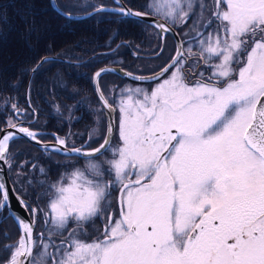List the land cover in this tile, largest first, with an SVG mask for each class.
<instances>
[{"label":"snow or ice","instance_id":"obj_1","mask_svg":"<svg viewBox=\"0 0 264 264\" xmlns=\"http://www.w3.org/2000/svg\"><path fill=\"white\" fill-rule=\"evenodd\" d=\"M50 4L68 19L82 7ZM90 7L89 14L145 21L162 41L172 32L170 25L183 28L191 19L198 51L192 41L187 48L180 41L169 62L149 77L113 68L94 72L101 112L120 113L116 147L111 122L98 147H76L59 136L55 144H45L38 132L6 121L11 131L0 129V162L9 171L10 144L18 137L49 155L84 160L83 168L74 162L53 182L39 181L44 191L38 198L46 207L18 195L0 167V210L11 209L14 198L28 217H13L21 235L15 245H5L11 253L6 264H40L41 258L50 264H264V0H214L207 20V6L200 2L197 10L196 0H150L144 11L122 0ZM213 21V31H201ZM47 62L44 58L30 71ZM201 65L210 69L208 75L197 72ZM115 71L159 83L151 92L127 88L118 97L109 90L110 102L99 81ZM10 107L15 116L24 111L15 103ZM113 192L119 194V219L109 213L101 237L80 238L85 224L108 211ZM37 221L44 231H37Z\"/></svg>","mask_w":264,"mask_h":264},{"label":"flooded vegetation","instance_id":"obj_2","mask_svg":"<svg viewBox=\"0 0 264 264\" xmlns=\"http://www.w3.org/2000/svg\"><path fill=\"white\" fill-rule=\"evenodd\" d=\"M108 2L112 3L113 5V0H108ZM122 2L132 9H141L143 8V5L149 3L150 0H122ZM151 2H155V0H151ZM200 2H203L208 9L203 14L204 19H211L212 10L214 9V0H196L197 10L199 9ZM99 19L111 22L133 21V19L131 18L121 19L119 16ZM165 22L169 23L168 21ZM192 23L193 21L190 19L188 24L184 25L183 28L179 26L170 25L175 31V36L170 33L166 34L164 42L156 34H154V32L152 31V27H150L149 25H143L138 22L131 23V25L127 26L122 25L124 26V29H127L126 35L124 33L123 35L120 34L116 36L115 33H107V37L109 43L112 44V48L104 50L106 53L102 54L101 56H94V58L92 57L90 60H88L87 62L89 63V68H84L81 64H79V62H82L86 60L87 57H90V55L88 54L90 52V49H87L86 51L82 50L76 52L74 56L81 57V60L72 58L68 59L65 57L56 56L57 58L61 57L64 59L63 61L56 62V64H60L61 67L59 68L61 70H65L66 64L74 65L78 68V70L76 69L77 72H80L81 69H85L88 71L90 70L94 73L95 71L103 67L111 65L120 66L121 68L130 71L128 70L130 68V62L125 57L129 56V54H131V51H139V55L147 54L145 52L151 51L150 48L152 46L149 42V38L153 39V37H158L156 38L158 41V45L156 46L155 52L149 53L151 55H156V65H154V68L149 67V70H152L153 68V70L149 72L152 73L153 71H159L163 66H165L169 62V58L174 55L175 49L177 48L178 43L180 41H185V48L189 46L187 42L192 41L193 51H198L195 41L192 40L193 34L189 32V28ZM215 24L216 22L213 21L212 26H209L207 29H201V31H205V34H207L208 32L213 31ZM114 28L117 27H111V29ZM137 28L140 31L143 30V32H136L135 30H137ZM131 30L133 33H131ZM147 30L151 33H148ZM161 48L162 51L160 52L159 50ZM113 49L114 52L112 53ZM93 55L94 53L91 54V56ZM199 71H204L205 75H208L210 69L201 65V67L197 69V72ZM50 72L51 69H48L46 72L47 75H44V77L47 78L48 76L49 78L51 74ZM167 76L168 74H166L162 78H167ZM64 77L66 80H62L66 84L62 83L61 88H67V84H72V87H75L78 91V94L76 95V101H73V98L69 97L68 95L57 94L58 92L54 91L51 87H48L49 89L47 90V93L44 95L42 100H36L32 94V86L36 89H39L41 85L47 87L48 82L44 79L34 80L33 78L30 84L31 88L29 90V93L31 91L30 98L29 94L27 97L26 93L27 82L24 94H17L13 97L15 98L14 103L17 105V107L24 111L21 113L20 116H15L12 111L9 115H7L8 117L6 116L4 123L2 124L0 129L8 126L6 121L11 119L13 120V122L22 123L24 127H28L30 130L38 132L40 135V140L45 144H55L56 141L54 137L59 136L61 138L69 137V143H74L76 147H80L81 145H83L84 147H88L89 144H91L92 147H98L99 143L103 141V138L106 135L107 128L105 122L106 118L104 117L105 114L104 112L102 113L99 109V101L97 100V98L94 99V101H91L93 99L91 97H87L86 94L88 92L90 93L91 91H89V88L84 89L83 86H80L83 84L84 80H82L79 74L77 76H72L71 78L67 77L66 75H64ZM17 78H19V76H17ZM68 78L70 80H68ZM187 79L191 82L194 77L188 76ZM126 81L127 80L123 79L118 75L105 74L100 78V86L102 87V89H104L106 95H109V90H115L116 94H119L124 89L133 88V86ZM158 83L159 81L152 84H143L142 89L147 92H151L152 89ZM86 84L90 85L91 83L87 82ZM54 86L59 91V88L57 87L59 86V84H56ZM85 95L86 98H83L82 96ZM109 100L110 102L112 101V97L110 95ZM117 116L118 111L116 112V117ZM116 121L114 135L111 140L112 147H116L120 144L118 118H116ZM90 135L93 137L92 140L89 139ZM38 146L30 143L25 138L16 139L15 142L10 144V162L12 164V169L11 171H9L7 168V170L9 179L13 186H15L16 192L20 196H23L26 200H28L30 203H33L34 205L38 204L40 207H46L47 201L45 199L38 198V193L44 191L39 181L46 180L49 183L55 181L62 174L70 172L71 168L69 167V165L74 163L75 161L70 160L69 158H66L65 156L59 153H52L51 155H49ZM108 155L110 158L111 153H109ZM31 164H35L36 168H31ZM17 165H23V167L18 168ZM75 165L78 168H83L84 160L81 159L80 161L75 162ZM40 168H43L45 170L46 175L42 174L39 171ZM18 172L21 173V177L17 176ZM28 180L31 181V185L27 183ZM21 187H23L25 191L21 192ZM118 195V192H113L110 204L106 206L108 207V211H106L101 216H97L94 221L85 224L84 228L86 229V234H83L80 238L91 241L93 239L101 237L105 225L107 223V216L109 215V213L112 215V219L114 221L119 219V205L117 203ZM11 226L13 227L14 231H19L15 221L10 216L9 210H7V208L0 210V229L3 230V228H8V230H10ZM74 226L75 225L73 222L69 223V229ZM44 230V225L37 221V231ZM66 234L67 232L65 231V235ZM52 238L53 240H56L58 242L61 237L58 234L54 233ZM16 242L17 241H9L8 244L14 245V243L16 244ZM38 251V248H34L33 255L35 256ZM40 264H50V261H48L47 258H41Z\"/></svg>","mask_w":264,"mask_h":264},{"label":"trees","instance_id":"obj_3","mask_svg":"<svg viewBox=\"0 0 264 264\" xmlns=\"http://www.w3.org/2000/svg\"><path fill=\"white\" fill-rule=\"evenodd\" d=\"M101 2L105 5L108 4V0H57L60 8L68 4L82 5V7L76 10L75 14H86L92 11L91 4ZM135 10L144 11L145 9ZM0 15V128L6 116L13 111L10 105L14 103L15 98H12V96L24 94L26 82H28L31 72L30 69L36 66L44 56H61L68 59L81 60V57L74 56L77 51L90 49L88 54L91 55L98 50L111 49L112 44L109 43L108 35L105 37L101 36L100 30L102 27H95L96 22L94 18L118 16L115 13L104 12L98 13L86 20L71 21L57 14L51 8L49 0H0ZM137 22L143 24L142 22ZM101 25L108 26L107 32L115 33L117 36L126 34L127 29H124V26L131 25V22L103 21ZM112 26L117 28L111 29ZM137 30L135 31L138 33L142 32L138 28ZM147 32L150 33L148 30ZM131 33H133L132 30ZM84 37L85 39L82 40ZM68 40L70 41L68 42ZM152 42H156V40L152 39ZM150 49L151 51H146L147 54L153 53L156 50L152 46ZM126 57L130 62V68L128 69L130 71L128 72L138 75H148L157 72H149L156 65V57L151 59L132 55L129 58L128 56ZM58 61L52 60L43 63L39 70L35 72L34 80L44 79L48 82L47 87L41 85L39 89H36L32 86V94L36 100H42L49 89L48 87H51L54 91L58 92L57 94L68 95L73 98V101H76L78 91L75 87H72V84H67V88L64 89L61 87L62 83L66 84L63 81L66 80L64 75L71 78L72 76H77L80 72L76 71V69L78 70L76 66L69 64L65 65V70H61L59 68L61 67L60 64H56ZM79 64L84 68L89 65L87 61L83 63L79 62ZM149 67H153L152 70H149ZM48 69H51V74L49 78L48 76L46 78L44 75H47ZM81 76L82 80L86 83L90 82V71ZM56 84H59L57 86L59 91L54 86ZM85 87L89 88L90 85L86 84ZM82 97L86 98V95ZM19 237L20 230L14 231L12 226L10 230L8 228L0 229V263L7 261L11 254L5 248V245L9 241H17Z\"/></svg>","mask_w":264,"mask_h":264},{"label":"bare ground","instance_id":"obj_4","mask_svg":"<svg viewBox=\"0 0 264 264\" xmlns=\"http://www.w3.org/2000/svg\"><path fill=\"white\" fill-rule=\"evenodd\" d=\"M49 3H50V0H49ZM56 3H57V0H56ZM57 5H58V3H57ZM50 6H51V8L57 13V14H59L60 16H62V17H64L62 14H60V12L59 11H57L56 9H54L53 7H52V5L50 4ZM59 6V5H58ZM90 11V10H89ZM84 13V12H83ZM75 15H77V16H75ZM94 15H97V14H94ZM93 14L92 15H89V16H86V17H82V18H79L78 17V14H73L72 16H71V18L70 19H68V18H66V19H68V20H71V21H82V20H86V19H88V18H90V17H92V16H94ZM65 18V17H64ZM94 20H95V27H97V28H100V27H102L101 28V33H102V37H105L106 35H107V31H108V26H103V25H101V23L103 22V20H100L99 18H94ZM152 29H154V28H152ZM154 31H156V29H154ZM158 31V30H157ZM106 33V34H105ZM173 33H175V31H174V29L172 28V32H170V34H172V35H174ZM126 35V34H125ZM175 36V35H174ZM127 39V38H126ZM120 41V40H119ZM134 41V40H133ZM149 42H150V44L152 45V48L154 49H156V46L158 45V43H156V42H152V38H149ZM163 42H164V40H163ZM131 47V46H130ZM150 47V46H149ZM114 50V49H113ZM139 50V49H138ZM160 52L162 51V48L159 50ZM158 51V52H159ZM94 53V55L93 56H91L90 55V57H87V59L86 60H84V61H82V62H80V63H83V62H86V61H88V60H90L92 57L94 58V56L96 57V56H101L102 54H104V53H106L104 50L103 51H101V50H98V51H95V52H93ZM145 53H147V52H145ZM141 54V53H140ZM135 56V57H137V56H141V57H144V58H148V59H151V58H154L156 55H151V54H144V55H139L137 52H134V51H131V54H129V56H128V58L130 57V56ZM46 57H56V56H46ZM45 57H43L37 64H39L43 59H44ZM127 58V57H126ZM52 60H54V61H57V60H59V61H63L64 59L63 58H48V61H52ZM98 60V59H97ZM95 66V65H94ZM93 66V67H94ZM96 68V67H95ZM101 68V67H100ZM91 69V68H90ZM122 69H124V68H122ZM90 71V70H89ZM160 71V70H159ZM159 71H157V72H159ZM91 72V71H90ZM128 72V71H127ZM157 72H155V73H157ZM91 74H92V76H91V80H90V87H89V91H91L90 93L88 92L86 95H87V97H91L93 100H91V101H94V99H96L97 98V93H96V91L94 90V85H93V81H92V77H93V72H91ZM108 74H113V75H117V74H114V73H108ZM34 75H35V73H33V72H31L30 73V76H29V78H28V82H27V86H28V88H29V90H30V88H31V82H32V79H33V77H34ZM137 75V74H136ZM150 75H153V73L152 74H148V75H140V76H144V77H147V76H150ZM166 75V74H165ZM164 75V76H165ZM119 76V75H118ZM163 76V77H164ZM121 77V76H120ZM123 78V77H122ZM123 79H125V80H127L128 82H130V83H136V84H151V83H154V82H150V83H137V82H133V81H130V80H128V79H126V78H123ZM155 82H157V81H155ZM85 84H86V82L84 81L83 82V84H82V86H83V88L84 89H88V87H85ZM44 86V85H43ZM99 86H100V81H99ZM101 87V86H100ZM54 96V95H53ZM95 97V98H94ZM55 98V97H54ZM59 99V98H58ZM57 99V100H58ZM61 99V98H60ZM64 99V98H63ZM56 100V101H57ZM98 100V99H97ZM59 103V102H58ZM75 103H79V102H75ZM93 104V103H92ZM96 104V103H95ZM100 106V105H99ZM98 106V107H99ZM74 108V107H73ZM100 109V108H99ZM104 114H105V118H106V125L108 126V119H107V117H108V114L107 113H105L104 112ZM103 114V115H104ZM115 114H116V112H115ZM103 118V117H102ZM117 118V117H116ZM117 122V121H116ZM106 126V127H107ZM8 129V126H6V127H3L2 129ZM107 129V128H106ZM0 135H1V132H0ZM113 135H114V133H113ZM18 138H20V137H18ZM17 138V139H18ZM112 138H113V136H112ZM26 139V138H25ZM26 140H28V139H26ZM112 140V139H111ZM29 141V140H28ZM30 142V141H29ZM30 143H32V144H35V145H39V144H37V143H35V142H30ZM39 148H41L40 147V145L38 146ZM42 149V148H41ZM7 175H8V170H7ZM8 178H9V175H8ZM10 180V179H9ZM10 183H11V181H10ZM12 184V183H11ZM12 186H13V184H12ZM17 193V192H16ZM18 194V193H17ZM19 195V194H18ZM10 213V212H9ZM20 235H21V232H20ZM14 245H15V243H14ZM4 264H6V262L4 263Z\"/></svg>","mask_w":264,"mask_h":264},{"label":"water","instance_id":"obj_5","mask_svg":"<svg viewBox=\"0 0 264 264\" xmlns=\"http://www.w3.org/2000/svg\"><path fill=\"white\" fill-rule=\"evenodd\" d=\"M53 7V6H52ZM54 8V7H53ZM54 9H56V8H54ZM57 10V9H56ZM58 11V10H57ZM92 11H90V12H88V13H86V14H78V17L79 18H82V17H86V16H89V15H92V14H89V13H91ZM75 16H77V15H75ZM128 18H133V19H137V18H135V17H128ZM154 19H158L157 17H154ZM142 22H145V21H142ZM162 22H164V21H162ZM45 58H56V57H45ZM104 68H110V67H104ZM114 69V68H113ZM123 72H127V71H123ZM112 73H114V74H117V75H119V76H121V77H123V78H126V79H128V80H130V81H133V82H137V83H150V82H155V81H137V80H132L131 78H129V77H127V76H125V75H123V73L121 72V71H115V72H112ZM165 75V74H164ZM150 76H152V75H150ZM147 77H149V76H147ZM105 113H107V112H105ZM116 114H115V112L114 113H112L111 114V116H109L108 115V117H107V119H108V123L109 122H111L112 124H113V128H112V133H111V139H112V136H113V133H114V130H115V121H116ZM5 130H9V131H11V129H6L5 128ZM4 133L3 132H1V135L0 136H2ZM0 167H2L3 169H4V172H3V179L7 182V184L8 185H10V186H12V184L10 183V180H9V178H8V175H7V166L6 165H4L2 162H0ZM11 195H12V193L10 192V197H11ZM7 210H9V212H10V215L12 216V218L15 216V215H20V216H22V217H24L25 219H27L28 217H26L25 216V213H24V211H23V209H21L20 208V206L18 205V203H17V201H16V199H12V208L11 209H8L7 208ZM14 219V218H13ZM15 220V219H14ZM16 222V221H15ZM19 230H20V228H19ZM20 232H21V230H20Z\"/></svg>","mask_w":264,"mask_h":264},{"label":"rangeland","instance_id":"obj_6","mask_svg":"<svg viewBox=\"0 0 264 264\" xmlns=\"http://www.w3.org/2000/svg\"><path fill=\"white\" fill-rule=\"evenodd\" d=\"M107 6H109V7H112L113 5H112V3H109L108 2V4H106ZM135 10V9H134ZM1 16V15H0ZM1 18V17H0ZM125 18H128V17H125ZM157 18H159V17H157ZM131 19H133V18H131ZM133 20H137V19H133ZM139 22H142V21H139ZM165 22V21H164ZM144 25H148L147 23H145V22H142ZM166 23V22H165ZM141 24V23H140ZM152 31L154 32V34H156V32H157V30L156 31H154V29H152ZM142 32H143V30H142ZM151 33V32H150ZM9 35V34H8ZM156 38H158V37H153V39H155L156 40V43H158V41H157V39ZM83 39H85V37L84 38H82V40ZM78 40V39H77ZM76 40V41H77ZM70 40H68V42H69ZM71 41H72V39H71ZM65 43H67V42H65ZM67 44H69V43H67ZM73 45H75V44H73ZM46 57V56H45ZM107 67H110V68H114V69H122L120 66H113V65H111V66H107ZM104 68V67H103ZM81 69V68H80ZM123 71L125 70V69H122ZM125 71H127V70H125ZM86 73H88V70H83V69H81V71H80V76L81 75H84V74H86ZM138 75V74H137ZM91 76H92V74H91ZM82 77V76H81ZM75 79H77V78H75ZM68 80H70L69 78H68ZM126 82H128V81H126ZM128 83H130V82H128ZM155 83V82H154ZM132 86H133V88H136V87H140V88H142L143 86H142V84H136V83H130ZM152 84V83H151ZM81 87H82V85H80ZM102 88V87H101ZM26 93H27V97H28V94H29V97H30V93H29V88H28V86H27V88H26ZM119 96V94H117V97ZM14 96H12V98H13ZM52 100V99H51ZM30 101V100H29ZM116 117V116H115ZM117 118H118V122L120 123V113L118 112V116H117ZM21 138V137H20ZM28 141V140H27ZM21 177V176H20ZM17 225V224H16ZM8 261V260H7ZM7 261H5V262H7Z\"/></svg>","mask_w":264,"mask_h":264}]
</instances>
